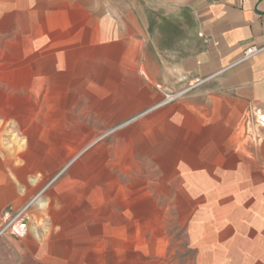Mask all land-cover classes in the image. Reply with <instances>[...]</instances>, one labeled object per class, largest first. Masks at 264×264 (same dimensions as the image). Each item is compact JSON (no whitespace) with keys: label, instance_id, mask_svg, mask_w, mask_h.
I'll return each instance as SVG.
<instances>
[{"label":"crops","instance_id":"obj_1","mask_svg":"<svg viewBox=\"0 0 264 264\" xmlns=\"http://www.w3.org/2000/svg\"><path fill=\"white\" fill-rule=\"evenodd\" d=\"M117 1V13L152 15L151 28L143 23L141 29H150L154 41V119L140 122L137 130L118 134L129 139L131 150L122 169L138 166L132 150L136 138L143 147L156 144L158 151H181L178 161L187 180L197 174L235 175L229 187L238 191L231 204L232 216H217L213 221L207 217L200 223L204 233H194L192 237H197L200 253L229 254L234 264H264V0ZM23 2L30 5V0ZM6 4L7 0H0V14L4 16ZM45 13L48 29L58 30L64 22L62 16L55 11ZM3 15L0 35L7 45V35L15 26ZM31 26L30 31L36 30ZM86 31L87 34L71 39V45L65 47L61 58L54 44L49 53L34 60H20L11 87L21 96L3 99L0 96V118L3 120L0 139L7 132L9 120L19 122L26 117L27 121L20 123L24 135L28 141H38L41 133L31 137L34 135L31 128L44 126L34 120L41 111L39 104L56 101L62 78L78 68L81 58L91 63L89 72H94V36L93 31ZM102 34L105 38V33ZM54 35V32L48 34L50 38ZM251 47L262 51L244 59L245 51ZM81 51L84 53L79 55ZM16 52L17 49L12 62L19 60L15 58ZM49 81L52 84L45 90ZM171 93L186 95L174 104L159 106L164 95ZM137 97L125 107L123 115L148 103L146 97ZM50 122L60 130L49 135L48 149L35 151L38 157H57L62 153L70 156L92 135L90 128L74 122L72 117H65L58 123ZM66 122L70 132L62 130ZM80 127H84L82 132ZM97 150L89 165L83 160L78 162L59 188L41 194L31 211L36 219L49 217L53 225H59L62 230L69 225L63 217L65 214L75 217L74 220L86 215L93 222L89 233H21L25 229L22 219L16 225L20 233L15 234L23 239L21 242L13 240V243L28 264H108L111 238L104 231L105 216L114 209L110 196L104 191L108 179L99 170L106 161V149ZM0 152L5 158L0 161L2 167L12 165L15 157H25L21 151L4 149L1 145ZM166 159L163 165H176L174 155ZM45 162L38 167L27 162L30 168L16 173L17 182L29 190V175L40 174L33 192L35 196L47 180L43 170ZM5 180L9 189H17L8 176ZM70 187L75 189L74 196L68 195ZM146 202V199H136L132 203L133 213L144 214ZM114 203L123 207L118 198ZM224 211L226 209H222ZM160 237L163 239L159 243L163 246L164 234ZM21 244L27 249H22ZM161 250L164 252V247ZM13 259L17 264V257Z\"/></svg>","mask_w":264,"mask_h":264},{"label":"rangeland","instance_id":"obj_2","mask_svg":"<svg viewBox=\"0 0 264 264\" xmlns=\"http://www.w3.org/2000/svg\"><path fill=\"white\" fill-rule=\"evenodd\" d=\"M23 1L7 0L3 6L7 8L6 14H0V21L3 15L9 24L13 22L15 26L7 35V45L0 35L1 98L21 96L14 92L11 82L22 58L34 60L49 53L54 44L59 49L58 58H61L65 47L71 45V39L87 34L86 30L93 31L94 36V72H89L91 63L81 58L78 68L62 78L56 101L39 104L41 111L34 120L44 126L31 128V134H34L31 137H38L41 133L39 142L26 139L20 126L27 121L26 117L19 122H7V132L1 137L0 145L4 149L21 151L25 157H13L12 165L2 167L1 162L5 158L0 152V264H14V257H17V264H28L13 243V240L21 242L23 239L15 234L20 233L16 225L22 219L25 229L21 233H89L93 222L86 215L77 216L74 220L75 217L65 214L63 217L69 225L64 227V231L59 225H53L49 217L36 219L31 211L36 207L37 198L59 188L78 162L83 160L89 165L98 148L106 149L107 158L99 170L108 179L104 181L107 183L104 191L110 196L114 209L105 216L104 231L111 238L108 264H234L229 254L200 253L198 239L192 235L204 233L200 223L207 217L213 221L217 216H232L231 204L238 191L229 187L235 181V175L194 174V178L187 180V174L181 172V162L178 161L181 151H158L156 144L143 147L136 138L133 139L132 150L138 166L122 169L131 150L129 139L118 134L137 130L140 122L154 119V41L150 37V29H141L143 23L151 28L152 15L117 13V0H30L29 6ZM109 10L110 13L107 12ZM45 11H55L62 16L64 22L58 30L48 29ZM23 22L25 29L22 28ZM30 26L36 30L30 31ZM50 32L55 33L53 38L48 36ZM102 33H105V38ZM20 47L24 50L21 51ZM16 49L15 58L19 60L12 62ZM81 53L84 52H79V55ZM51 84L49 81L44 89L50 88ZM174 94L177 93L164 95L158 105L174 104L186 95L165 104L166 96ZM136 97H146L148 103L123 115L125 107L131 105ZM49 115L52 118L49 119ZM65 117L85 124L92 135L70 156L62 153L57 157H38L36 152L48 149L46 146L51 144L49 135L60 130L50 121L58 123ZM2 123L0 118V127ZM83 129L80 127L79 131ZM62 130L70 132L68 123ZM166 155L177 158L174 167L162 164L167 160ZM43 161H46L43 170L47 180L42 191L35 196L33 192L39 184L40 174L29 175V190L17 182L16 173L28 170L27 162L38 167ZM5 176L17 186L15 191L7 187ZM67 190L68 195L74 196L73 187ZM116 198L123 207L114 203ZM141 198L147 200V211L137 216L133 213L132 203ZM222 209L226 211L222 212ZM162 233L165 246L159 243L163 239L160 237ZM21 248L27 249L24 244Z\"/></svg>","mask_w":264,"mask_h":264},{"label":"built area","instance_id":"obj_3","mask_svg":"<svg viewBox=\"0 0 264 264\" xmlns=\"http://www.w3.org/2000/svg\"><path fill=\"white\" fill-rule=\"evenodd\" d=\"M261 51H262L261 48L251 47L245 51L244 59H250V58L254 57L255 55H257L258 53H260ZM182 94L183 93H177L174 95H167L166 99H165V102H166L165 104L172 102L176 98L180 97Z\"/></svg>","mask_w":264,"mask_h":264}]
</instances>
